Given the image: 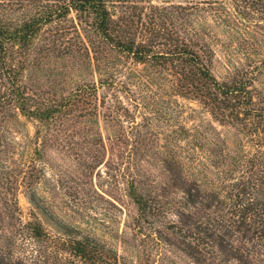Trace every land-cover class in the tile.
Wrapping results in <instances>:
<instances>
[{
  "label": "rangeland",
  "instance_id": "1",
  "mask_svg": "<svg viewBox=\"0 0 264 264\" xmlns=\"http://www.w3.org/2000/svg\"><path fill=\"white\" fill-rule=\"evenodd\" d=\"M68 1L0 0V20L16 23ZM201 1L113 0L109 6L125 38L163 53L183 32L192 39L199 32L213 49L210 66L221 80L246 72L264 89V8L225 0L215 10ZM91 21L71 11L33 40L24 70L28 92L58 111L50 123L16 116L6 123L8 140L0 129V148L7 141L13 147L0 153V253L20 264H72L68 241L89 237L117 253L120 264H197L194 248L165 246V235L178 237L166 221L183 195L179 173L191 179L188 187L220 191L227 199L232 181L261 172L258 138L221 124L201 101L183 96L176 63L137 61L90 31ZM131 180L146 194L169 188L177 201L155 220L161 233H148L147 223L135 226ZM210 213L228 216L215 208ZM31 221L43 225L42 239L30 232ZM230 240L250 249L251 264H264V241L253 245L242 233H231ZM206 259L203 264H241L218 254Z\"/></svg>",
  "mask_w": 264,
  "mask_h": 264
},
{
  "label": "trees",
  "instance_id": "2",
  "mask_svg": "<svg viewBox=\"0 0 264 264\" xmlns=\"http://www.w3.org/2000/svg\"><path fill=\"white\" fill-rule=\"evenodd\" d=\"M231 1L240 6L239 1L243 0ZM245 1L264 8V0ZM110 2L113 0H69L64 5L43 9L23 21L8 23L0 20V129L2 127L4 139L8 140L10 134L6 123L16 116L33 117L50 123L58 111V107L50 101L38 102L36 96L28 92L31 88L25 80L24 70L31 64L36 35L45 25L66 18L71 11H75L81 21L91 18L92 29H86L104 39L109 46L132 55L137 61L152 60L160 65L167 61L176 63L177 88L183 96L201 101L221 124L242 127L247 133L257 136L262 150V154L258 155L261 172L255 173L253 170L249 175H242L232 181L228 185L230 190L227 199L222 198L220 191L206 192L201 187L196 190L188 187L191 179L178 172L180 185L182 183L184 188L183 195L178 198L174 218L166 221V228L178 237L174 236L177 240H173L171 233L165 235V246L168 248H194L197 264H203L207 256L215 254L224 256V261L236 259L241 264H251L250 249L235 248L230 236L231 233H242L249 240H254L253 245L264 241V89L257 87L255 79L246 72L221 80L210 66L214 57L213 49L207 42H202L199 32H196L195 39L183 32L178 45L163 53L154 52L153 47L143 41L125 38L110 9ZM201 2L215 10L225 6V0ZM236 9L242 14L240 8ZM259 11L264 20V9ZM12 148L11 142L7 141L6 146L0 148V153L11 152ZM248 162L254 165L252 159ZM175 163L168 162V170L173 171ZM244 165L241 161V166ZM180 168L184 170L185 167L180 165ZM168 190L164 188L160 192L146 194L139 189L135 180L129 182L128 194L138 207L135 226L142 229L147 223L150 228L148 233L162 232L153 226L155 220L167 216L177 204V201L170 198ZM214 208L215 212L225 211L228 216H213L210 211H214ZM28 227L38 239L47 233L38 221H31ZM68 243L72 264H120L117 253L89 237L70 239ZM0 264L20 262L0 253Z\"/></svg>",
  "mask_w": 264,
  "mask_h": 264
}]
</instances>
